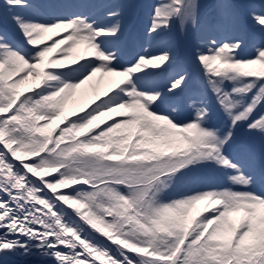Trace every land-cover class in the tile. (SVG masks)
Segmentation results:
<instances>
[{
  "label": "snow or ice",
  "instance_id": "1",
  "mask_svg": "<svg viewBox=\"0 0 264 264\" xmlns=\"http://www.w3.org/2000/svg\"><path fill=\"white\" fill-rule=\"evenodd\" d=\"M0 264H264V0H0Z\"/></svg>",
  "mask_w": 264,
  "mask_h": 264
},
{
  "label": "bare ground",
  "instance_id": "2",
  "mask_svg": "<svg viewBox=\"0 0 264 264\" xmlns=\"http://www.w3.org/2000/svg\"><path fill=\"white\" fill-rule=\"evenodd\" d=\"M104 79L106 80L107 78H104ZM105 80L101 81V84L99 85V87L103 86V84L105 83ZM80 97H81V93L78 90V92L75 94V96H71L68 99H66L67 107H65V109L69 110V109L75 107V105L79 102Z\"/></svg>",
  "mask_w": 264,
  "mask_h": 264
},
{
  "label": "rangeland",
  "instance_id": "3",
  "mask_svg": "<svg viewBox=\"0 0 264 264\" xmlns=\"http://www.w3.org/2000/svg\"><path fill=\"white\" fill-rule=\"evenodd\" d=\"M86 87H87V85H86ZM84 90H85V91L87 90V92H90V90H89L88 88H85V86H84ZM77 92H78V90H77ZM79 92L81 93V90H79ZM73 96H75V94H74ZM65 105H67V104H66V101H65ZM237 215H238V214H237Z\"/></svg>",
  "mask_w": 264,
  "mask_h": 264
}]
</instances>
